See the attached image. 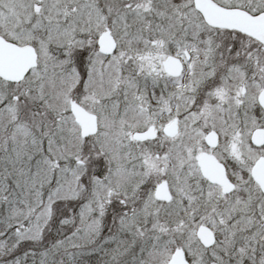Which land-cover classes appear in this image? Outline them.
Segmentation results:
<instances>
[{
  "label": "snow or ice",
  "instance_id": "obj_1",
  "mask_svg": "<svg viewBox=\"0 0 264 264\" xmlns=\"http://www.w3.org/2000/svg\"><path fill=\"white\" fill-rule=\"evenodd\" d=\"M0 264H264V0H0Z\"/></svg>",
  "mask_w": 264,
  "mask_h": 264
}]
</instances>
